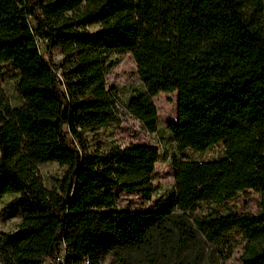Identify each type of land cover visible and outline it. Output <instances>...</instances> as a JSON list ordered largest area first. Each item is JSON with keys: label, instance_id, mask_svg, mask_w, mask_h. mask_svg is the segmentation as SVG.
Masks as SVG:
<instances>
[{"label": "trees", "instance_id": "1", "mask_svg": "<svg viewBox=\"0 0 264 264\" xmlns=\"http://www.w3.org/2000/svg\"><path fill=\"white\" fill-rule=\"evenodd\" d=\"M54 51L59 68L46 59ZM112 54L134 60L144 89L126 110L146 132L158 129L153 98L175 92L177 152L224 149L178 162L172 192L152 211L116 202L123 193L151 200L158 149L90 151L83 138L121 122L106 86ZM9 63L23 103L11 107L0 78V197L16 196L6 210L18 207L21 222L0 234L1 264H99L174 235L182 248L232 232L245 240L241 262L264 264V0H0V65ZM46 163L63 170L52 190L37 173ZM246 191L259 196L256 214L189 220L198 205Z\"/></svg>", "mask_w": 264, "mask_h": 264}, {"label": "rangeland", "instance_id": "2", "mask_svg": "<svg viewBox=\"0 0 264 264\" xmlns=\"http://www.w3.org/2000/svg\"><path fill=\"white\" fill-rule=\"evenodd\" d=\"M98 25L87 26L86 29L94 32ZM40 52L44 55L46 46L40 44ZM46 59L59 68L63 64V56L58 52H52ZM106 72V86L111 90L117 101V115L120 118L119 125L102 127L95 132H87L83 135L90 151H106L110 148H127L136 145H148L158 149V161L152 174L154 192L150 201H144L138 195L123 193L116 202L117 210L127 211H152L158 208L165 198L172 192L176 164L182 160L212 161L224 156L221 144L215 145L205 152L186 150L177 152L169 125L177 120V95L176 93H160L153 98L157 108L158 129L155 133H148L141 123L132 117L126 110V104L131 97L143 92V85L138 78L136 65L130 54L108 56ZM19 72L12 64L0 65V78L2 88L11 107H20L21 98L15 91V85ZM62 169L56 163H46L37 167L38 177L47 190H52L56 179L62 174ZM15 195L0 197V234H10L16 231L21 222L20 209L18 207L6 210L8 204ZM259 196L246 191L240 193L229 202L220 205L201 204L195 207L189 214L192 218H202L214 213L256 214L258 212ZM245 240L236 232L227 235L223 242L211 243L201 238L188 242L180 248L177 237L164 241H158L154 247L140 250H124L117 255H108L99 264H243L241 256ZM64 251L62 248L60 261L63 263ZM1 264V262H0ZM44 264H52L46 260Z\"/></svg>", "mask_w": 264, "mask_h": 264}]
</instances>
